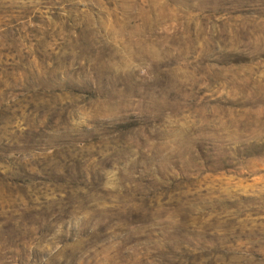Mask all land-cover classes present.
I'll list each match as a JSON object with an SVG mask.
<instances>
[{"label": "rangeland", "instance_id": "obj_1", "mask_svg": "<svg viewBox=\"0 0 264 264\" xmlns=\"http://www.w3.org/2000/svg\"><path fill=\"white\" fill-rule=\"evenodd\" d=\"M0 264H264V0H0Z\"/></svg>", "mask_w": 264, "mask_h": 264}]
</instances>
